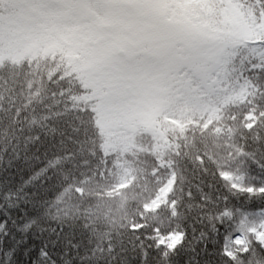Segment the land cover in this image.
<instances>
[{"label":"trees","instance_id":"obj_1","mask_svg":"<svg viewBox=\"0 0 264 264\" xmlns=\"http://www.w3.org/2000/svg\"><path fill=\"white\" fill-rule=\"evenodd\" d=\"M255 8L254 0H182L177 12L200 31L194 38L172 18L154 14L155 20L150 19L146 0L125 8L142 20L133 40L142 45L141 54L165 58L162 66L168 72L161 80L169 82L168 89L182 84L206 87L210 94L218 93L217 101L236 84L247 87L244 100L217 102L218 111L209 121L198 119L183 129L163 123L165 106L146 109L131 122L125 145L115 142L102 125L96 90L64 50L0 60V116L8 114L0 122V205L10 212L8 234L0 229L4 264H32L33 259L36 264H225L220 255L225 236L242 233L245 243L255 244L244 228L246 219L258 220L264 210V40L258 34L264 33V25H254ZM120 28L117 32L125 33V26ZM213 43L214 55L200 56V49ZM58 84L72 88L67 99L59 95ZM37 92L46 96L44 103L52 111L66 106L73 111L49 120L63 135H42V143L25 149L23 137L19 144L14 137L9 142V118L26 100L34 101ZM35 108L37 118L41 111H50L40 104ZM80 109L88 110L83 113L87 123L81 132H72L65 120ZM57 154L61 159L35 189L23 187L25 178ZM224 173L239 175L241 182L233 185ZM171 177L164 200L148 208ZM41 183L47 192L39 191ZM34 190L36 197L31 196ZM28 199H47L48 204L42 213L22 217L17 207L31 208L24 203ZM141 220L145 226L138 231L129 227ZM153 226L161 232L182 229L187 235L165 257L145 235ZM44 245L47 257L37 251ZM257 261L264 264V256L251 264Z\"/></svg>","mask_w":264,"mask_h":264},{"label":"rangeland","instance_id":"obj_2","mask_svg":"<svg viewBox=\"0 0 264 264\" xmlns=\"http://www.w3.org/2000/svg\"><path fill=\"white\" fill-rule=\"evenodd\" d=\"M181 1L146 0L151 8L149 18L155 20L154 14L172 18L186 27L194 38L200 31L178 14L177 8ZM29 11L35 12L36 15H29ZM66 16H72L75 22H65L63 18ZM101 18L119 21L118 30L123 25L125 33L116 32L114 35L106 33L97 22ZM141 21L134 18L125 8L98 9L88 0L55 9L34 7L19 9L15 19L0 26V60L6 57L20 59L29 54H46L64 49L77 70L88 77L96 90L102 125L120 145L128 142L131 122L146 114L147 110L152 111V107L165 106L163 123L183 129L187 123L198 119L209 121L218 111L217 102L225 104L243 100L246 92L244 84L235 85L225 97L217 101L215 100L218 93L210 94L206 87L190 88L189 85L182 84L168 89L169 82L163 83L161 80L165 72H168V67L162 66L165 58L154 60L156 55L153 58L148 57L147 62L136 70H114L109 65L110 55L134 40L141 29L139 25ZM216 46V43L204 45L200 49V56H213ZM169 59L168 62L171 61V58ZM201 64L203 67L204 62ZM225 176L231 180L236 178L231 175ZM171 184L170 178L161 188L157 198L147 207L154 208L160 204L170 190ZM258 216V220L246 219L244 228L256 240L264 242V211L259 212ZM252 229H255V232L251 231ZM178 235V232L169 235L167 243L170 245L175 243ZM233 246L232 250L243 247Z\"/></svg>","mask_w":264,"mask_h":264},{"label":"snow or ice","instance_id":"obj_3","mask_svg":"<svg viewBox=\"0 0 264 264\" xmlns=\"http://www.w3.org/2000/svg\"><path fill=\"white\" fill-rule=\"evenodd\" d=\"M82 0H0V26L5 25L10 20L15 19L17 11L23 8H38V9H55L62 8L69 4L79 3ZM88 2L95 8H115L121 7L126 8L128 6L137 5L143 2V0H88ZM256 8L253 10L252 20L254 25H264V0H254ZM258 9V11H257ZM29 15L35 16L36 13L33 11L28 12ZM65 22L74 23L75 20L72 16H66L63 18ZM100 27L108 34L114 35L117 32L119 27V21H107L103 18L98 19L97 21ZM261 36V39L264 40V33H258ZM264 47V44L261 45ZM142 45L135 41L130 42L123 47H121L117 52L113 53L109 57V65L114 70H136L139 66L147 62V56L142 55ZM60 88L59 95L64 96L66 99L72 94V88H64L62 85H57ZM52 96H56V92L51 93ZM35 99L26 100L24 102L23 108H16L15 113L12 114L9 118V125L12 130V136L9 137V142H11L14 137L16 144H19L21 137H23L25 149H27L29 144L43 141L41 136L52 138L58 133L63 135V129H58L56 124H50L49 120L53 117L64 116L67 117L70 111H73L70 107H65L64 110L52 111V105L44 103L46 96L40 95L39 92L34 94ZM53 103L58 104L59 100H54ZM35 104H40L42 108L49 109L50 111H41L39 118L33 113H35L36 108ZM30 109V111H29ZM22 111H29L28 115H21ZM88 111L87 109H80L79 113L74 115L71 119H66L65 123L71 128L72 132H81V125H85L87 122L83 118V113ZM8 117L6 113L5 116H0V122ZM73 120L76 123H73ZM7 127V126H6ZM83 131L86 133L87 128L85 127ZM66 139H72L71 136H67ZM58 144L64 145V139H59ZM55 144H50V148L55 147ZM14 156L16 159H19V152L15 151V146L13 147ZM47 155V153H45ZM69 155V154H66ZM39 161V156L34 157ZM2 159V157H0ZM29 157L25 156V160H28ZM60 156L57 154L55 160L49 159L46 160L43 166L35 170L29 177L24 179L23 187H33L35 189L36 182L41 179V177L48 171L49 167H55V164L59 162ZM50 178V177H49ZM261 191H264V186L260 187ZM39 191L47 192L48 189L41 183ZM38 195L37 191H33L31 196L36 197ZM25 204L31 205V208H21L17 207V211L22 217L28 216L34 213H42V209L47 207L48 201L45 200H31L28 199L24 201ZM173 204L175 201L172 202ZM225 214H227V209H225ZM10 212L3 208V205H0V229H4L3 235L8 234L6 225L9 223ZM219 220V216L217 217ZM15 224V220L12 221ZM144 222L141 220L139 223L131 224L129 227L133 231H138L143 228ZM27 227V225L25 226ZM176 231H179V235L176 237L175 243L168 244L167 239L169 235L174 234ZM251 231L255 232V229ZM147 238L154 239V247L162 250V254L167 257L169 254H174L176 249L180 247L183 243L187 233L182 229H173L169 232H161L159 228L153 226L151 233L145 234ZM25 241L27 236L24 237ZM225 243L221 245L220 255L224 257L225 264H244V258H247V264H251L252 260L257 256H264V242L259 240L253 241L249 240L245 243L242 233L237 235H232L229 239L228 236H225ZM2 239H0V252L2 249ZM215 243V241H213ZM233 245H243V248L239 251L234 252L232 250ZM74 246V245H73ZM207 248V244L204 245ZM38 254L41 257H47V247L46 245L42 246L41 249H38ZM8 256L7 253L4 254L6 259ZM0 264H4V261L0 259ZM32 264H36V260H32ZM259 264V261H257Z\"/></svg>","mask_w":264,"mask_h":264}]
</instances>
